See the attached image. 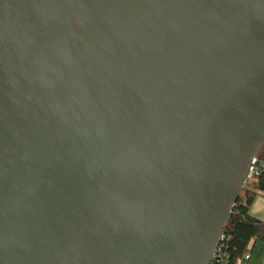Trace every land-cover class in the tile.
<instances>
[{"label":"water","instance_id":"95a60500","mask_svg":"<svg viewBox=\"0 0 264 264\" xmlns=\"http://www.w3.org/2000/svg\"><path fill=\"white\" fill-rule=\"evenodd\" d=\"M264 144V0H0V264H210Z\"/></svg>","mask_w":264,"mask_h":264},{"label":"trees","instance_id":"16d2710c","mask_svg":"<svg viewBox=\"0 0 264 264\" xmlns=\"http://www.w3.org/2000/svg\"><path fill=\"white\" fill-rule=\"evenodd\" d=\"M259 151L257 155L264 160V151ZM260 193H264V167L256 181L246 183L242 189L225 226L221 250L216 253L211 264H237L249 254L255 243L264 242V220L250 213V208Z\"/></svg>","mask_w":264,"mask_h":264},{"label":"rangeland","instance_id":"374dc122","mask_svg":"<svg viewBox=\"0 0 264 264\" xmlns=\"http://www.w3.org/2000/svg\"><path fill=\"white\" fill-rule=\"evenodd\" d=\"M264 151V145L259 149ZM260 152V151H259ZM250 213L264 220V193H260L253 202ZM251 259L244 257L238 264H264V242L258 241L256 246L249 251Z\"/></svg>","mask_w":264,"mask_h":264},{"label":"built area","instance_id":"2783aa9c","mask_svg":"<svg viewBox=\"0 0 264 264\" xmlns=\"http://www.w3.org/2000/svg\"><path fill=\"white\" fill-rule=\"evenodd\" d=\"M263 167H264V160H262L258 155H256V157L253 159L252 165L250 167V171H249V175H248L246 183H252V182L256 181L257 176L260 174ZM221 243H222V241H221ZM221 243L219 244L217 250L215 251L213 258L215 257L216 253H218L221 250V247H220ZM249 257H250V255L247 254L246 258H249ZM213 258H212V260H213ZM212 260H211V262H212ZM211 262H210V264H211ZM214 264H219V263L216 262Z\"/></svg>","mask_w":264,"mask_h":264},{"label":"crops","instance_id":"0c3cea01","mask_svg":"<svg viewBox=\"0 0 264 264\" xmlns=\"http://www.w3.org/2000/svg\"><path fill=\"white\" fill-rule=\"evenodd\" d=\"M256 246V243L254 244L253 248ZM249 259H251V256L249 257ZM238 264V263H237Z\"/></svg>","mask_w":264,"mask_h":264}]
</instances>
